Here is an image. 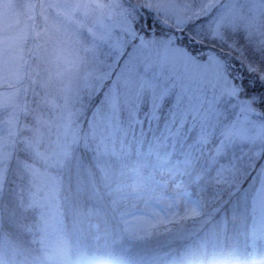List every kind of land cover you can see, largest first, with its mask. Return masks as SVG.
<instances>
[{
    "label": "rangeland",
    "instance_id": "obj_1",
    "mask_svg": "<svg viewBox=\"0 0 264 264\" xmlns=\"http://www.w3.org/2000/svg\"><path fill=\"white\" fill-rule=\"evenodd\" d=\"M208 16L209 25L197 23ZM156 23L161 29L149 32L154 36L141 30ZM259 25L264 0H0V129L6 126L36 156L41 171L25 170L33 182L25 198L34 207L44 204L47 214L38 218L40 237L28 246L12 244L10 262L1 253L0 264H151L150 254L133 248L155 236L163 245L194 240L191 232L174 230L204 216L192 192L157 174L113 176L109 156L122 167L126 140L140 146L144 130H160L152 141L163 138L169 146L189 138L188 146L202 154L190 153L186 164L206 155L203 175L230 184V194L241 189L230 204L208 195L210 217L221 216L210 240L192 241L181 257L162 254L164 264H202L208 243V264H222L225 248L264 264V119L256 98L234 84L229 67L236 66L225 54L193 53L177 41L225 40L227 30L239 28L264 42ZM100 93L86 135L102 151L96 182L74 150L87 107ZM130 126L137 137H128ZM7 141L1 134L0 145ZM9 156L0 155L1 162L9 164ZM4 177L0 170V193ZM97 193L108 202V218L95 210Z\"/></svg>",
    "mask_w": 264,
    "mask_h": 264
},
{
    "label": "trees",
    "instance_id": "obj_2",
    "mask_svg": "<svg viewBox=\"0 0 264 264\" xmlns=\"http://www.w3.org/2000/svg\"><path fill=\"white\" fill-rule=\"evenodd\" d=\"M141 9L143 13L146 14L148 24H151L153 20L149 17L147 11L143 7ZM137 14L141 18L142 15L138 11ZM211 19L212 16L201 17L197 23L204 27L210 24ZM259 27L261 29L258 32L264 31V26L259 25ZM149 28L150 29L146 31L144 27H141V30L146 36H154L158 33L159 29H161L157 23L153 26L149 25ZM151 30H156V33L151 35L149 33ZM189 30L192 31L193 26H190ZM226 37L227 39L225 40L214 37H205L201 40H197L196 43H193V38L191 40L189 39L190 42L184 38L177 39V41L179 44L184 45L193 53L221 52L222 54H225L227 57H229L231 63L236 66V69L229 67L232 73H236V75L233 77L234 84L242 86L245 89L244 94L247 97L256 98L254 101V106L259 109L260 113L262 114L261 118L264 119V42H262L261 37H258L256 34L247 35L246 31L239 28L232 31L227 30ZM101 95L102 93H100L96 98L94 97L87 107L88 111L85 114L84 122L80 126L81 135L78 140L79 143L74 150L76 153H78V156L81 157V168L86 173H89L92 179H94L96 182L99 181L96 165L101 162L99 156L102 154V151L100 148H96L97 146L94 145V142L90 141L86 135L88 133L87 119L90 118L96 106L99 105L102 99ZM19 119L21 122V117H19ZM133 129L134 128H131L130 126L128 137L130 135H133L134 138L137 137V130ZM130 130H133L132 134L130 133ZM158 131L153 134L149 130H144V141L140 144V146H137L134 142L129 144L128 138L125 144L126 147H128L123 151L124 159L122 162V167H120V164L117 163L114 157L109 156L111 160L110 168L113 172V176L117 177V173L118 176L120 175V180H133L153 174H157L159 176L161 175L164 180L168 181V184H177L180 186V189L183 188L192 192V195L195 196L201 204L203 203L204 216L197 220L178 224L175 227L174 230H177V232L181 229L182 232L192 233L191 235L193 236L194 240L188 241V244H186V242H184L185 244H177L172 242L166 243L164 245L158 244L161 243V238L155 236L138 246V248H133V250L144 252L146 255L150 254L152 256V260H150L152 262L151 264H164V259L161 257V255L165 253H170L172 255L181 257L185 247L193 243L192 241H197L196 239H199V246H202L200 244V239L203 236L206 238V240L210 238L212 223L215 220H218V216L221 217L219 212L218 215H212V217H210V211L208 210L207 202L208 195L219 197L220 200L218 203L220 202V204H224L225 200H228L227 204H230L232 203L233 199L238 196L241 190L239 189L236 191V193L230 194V184L223 182L219 183L214 181L213 178L203 175L209 164L208 160H204L206 155L201 157L202 160L194 161L196 163L193 165L194 168L191 163L186 164L184 159H187L186 157H188L190 153H196L199 156L202 154V151L197 153L195 152V147L188 146L189 138L188 141H177V144H172L176 148H174L175 154L168 157L167 155L169 154L170 150L173 149L172 145H165L163 138L161 140L158 138V142L152 141L154 135L156 136L160 133ZM29 133L32 134V131L30 130V132H26L25 134L29 135ZM1 134L6 136L8 141L7 143L5 142V144L0 145V155L3 156L10 152L9 157L11 158L9 164H3L0 160V170L4 171L5 176L0 193V254L2 253L1 256L3 257L4 261L10 262V254L14 249L12 244L21 243L27 244L28 246V244L30 245L28 242H30L32 238H39L40 233L36 229V225L40 221L38 218L46 217L47 214L45 213L46 207L44 204L40 203V205L38 204V207H34L31 206L25 198V196L29 195H26L29 191H31V194H33V182H31L28 176H26L25 170L29 167V165L36 167L38 170L41 168L38 166L36 156H34L33 151L29 147H26L23 143H15L19 142L20 140L18 141L17 139L13 138L15 136L8 132L6 126L4 127V130L0 129V137ZM214 144H216V141H213L212 146ZM198 158L199 157L196 159ZM161 159H163L162 161L165 162L164 165L161 164ZM220 162L224 164V160ZM174 163L178 165L176 167L177 169H173L171 167ZM233 164L235 167L234 169H239L241 163ZM200 168L201 172L198 171ZM65 171L71 175L75 174L74 171L70 170V167L69 169H65ZM174 171H176V173H174ZM64 177L66 176L64 175ZM245 181L247 184V180ZM242 186L243 185H241V187ZM99 187L100 183H98V188ZM95 196V199L97 200L95 210H99L100 208V211L102 212V214L100 213V216L108 218L110 214L108 202L100 193H97ZM223 211L225 216L228 213H231L227 206L223 208ZM208 217L210 218L207 219ZM108 225H111V223H108ZM171 233H168L167 235ZM163 238L165 237H162V239ZM210 244L211 243H208L205 246L200 258L198 259L202 264H208L211 255ZM127 246L128 245L124 242H122L120 245H117V247L121 248L122 250ZM229 250L231 249L229 248ZM229 250L225 248V253L221 260L222 264H261L260 261H256V263L255 261L250 260V257L245 253L234 255L232 251ZM32 251L33 248L29 247L28 252L30 255ZM130 257L132 258V256Z\"/></svg>",
    "mask_w": 264,
    "mask_h": 264
}]
</instances>
